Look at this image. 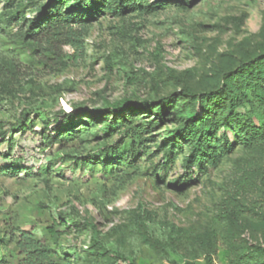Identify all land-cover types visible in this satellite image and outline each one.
I'll use <instances>...</instances> for the list:
<instances>
[{"label": "rangeland", "instance_id": "374dc122", "mask_svg": "<svg viewBox=\"0 0 264 264\" xmlns=\"http://www.w3.org/2000/svg\"><path fill=\"white\" fill-rule=\"evenodd\" d=\"M124 1L70 43L32 24L72 3L0 0V264H26L22 233L61 264H110L93 239L131 264H264V0ZM125 101L152 116L79 114L46 140L58 112ZM238 111L263 129L242 139Z\"/></svg>", "mask_w": 264, "mask_h": 264}, {"label": "trees", "instance_id": "16d2710c", "mask_svg": "<svg viewBox=\"0 0 264 264\" xmlns=\"http://www.w3.org/2000/svg\"><path fill=\"white\" fill-rule=\"evenodd\" d=\"M6 2L14 1V0H3ZM60 2H65L69 6L67 12H63L61 7H51L47 9L43 16L39 17L38 20L34 21L32 24V29H39L34 30V34L40 33H47L49 36H53L54 40H58L61 36H66V38L70 41V43H79L80 38L76 35V30H74V24L76 23H86L89 18H94L98 13H103L105 11L106 6L113 10L116 15L122 16L128 5L124 0H58ZM133 2H136L134 0ZM132 3L131 5H134ZM102 9V10H101ZM88 12L91 14L87 19H84V13ZM62 15H66V18L63 19ZM40 20V21H39ZM45 21L43 25L44 27L41 28V21ZM188 97L192 96L188 90L184 91V94ZM217 98L214 94L210 95V99L214 101ZM164 100L163 103H165ZM163 103L158 106L155 110V114L157 117L161 119H165L166 116V109L163 107ZM236 103L235 100H231V109H235ZM154 107L152 106L151 102H132V101H125L122 103H116L113 105L108 106L105 109H100L97 111H93L90 109L76 111L72 110L70 112L61 111L56 113L57 124L53 126L52 132H50L46 136V140L50 142V144H60L62 142L63 136L65 133L70 131V125L68 124V120L74 119L77 115H88L92 119L102 121L106 117L111 115L116 117H122L123 119H129V115H133L135 113H142L143 115L152 116ZM203 112H213L214 113V106L213 103L205 106H201L199 109V114ZM233 112V111H232ZM197 114L195 117L191 118V122L196 123L197 118L199 116ZM245 114L242 112H236L234 115V119L241 124V131H242V139H248L247 136L251 135L249 132H259L262 127H258L257 131L249 130V126L244 124V121L241 118ZM151 123L154 120H150ZM27 125V119L21 118L15 124H12L11 127L13 130H24ZM198 125V124H197ZM264 126V125H263ZM199 129H201L202 141L204 143H209V134L212 128L208 130H204L201 125H198ZM108 129V128H107ZM172 139H181L182 137H191V134L186 132H172L169 135ZM225 144L230 145L229 141L226 140ZM82 162L88 163L91 165H95L97 158L94 154H89L87 157L80 158ZM114 163V162H113ZM113 163L111 165H113ZM107 165V164H104ZM93 247L97 250L100 255H105L110 257V264H118L120 261L128 262V260L124 257L113 255L103 244H101L98 240L93 239ZM19 248L22 250V253L25 254L26 264H61V258L58 257L54 249L46 244H43L37 241L31 234L29 233H22L21 240L19 242ZM128 264H131L128 262Z\"/></svg>", "mask_w": 264, "mask_h": 264}]
</instances>
